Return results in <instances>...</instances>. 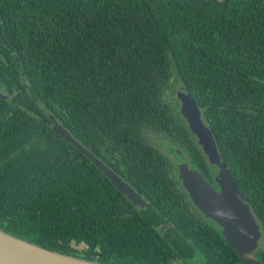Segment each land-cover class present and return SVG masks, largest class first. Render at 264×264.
Instances as JSON below:
<instances>
[{
	"label": "trees",
	"instance_id": "1",
	"mask_svg": "<svg viewBox=\"0 0 264 264\" xmlns=\"http://www.w3.org/2000/svg\"><path fill=\"white\" fill-rule=\"evenodd\" d=\"M177 83L264 234V0H0V229L104 264H241L168 155L213 182Z\"/></svg>",
	"mask_w": 264,
	"mask_h": 264
},
{
	"label": "water",
	"instance_id": "2",
	"mask_svg": "<svg viewBox=\"0 0 264 264\" xmlns=\"http://www.w3.org/2000/svg\"><path fill=\"white\" fill-rule=\"evenodd\" d=\"M0 97L7 98L1 93ZM176 98L179 102V113L187 123L189 131L196 137L208 163L217 168L214 182L219 191H216L200 172L189 168L186 161L177 165V176L182 188L204 218L220 227L222 236L241 264H261L254 255L261 236L259 225L221 159L211 130L201 119V112L195 100L183 85L177 88ZM49 119L53 131L85 155L132 205L140 208L146 205L140 194L79 144L53 116L50 115ZM0 264L104 263L49 250L0 229Z\"/></svg>",
	"mask_w": 264,
	"mask_h": 264
},
{
	"label": "flooded vegetation",
	"instance_id": "3",
	"mask_svg": "<svg viewBox=\"0 0 264 264\" xmlns=\"http://www.w3.org/2000/svg\"><path fill=\"white\" fill-rule=\"evenodd\" d=\"M181 85V84H180ZM175 98H176V94H175ZM176 100H177V98H176ZM178 101V100H177ZM192 134V133H191ZM193 135V134H192ZM193 137H194V140L196 141V143L198 144V142H197V139H196V137L193 135ZM149 139H150V142L152 141L154 144H161V147H162V150H165L164 149V146H166L168 143H169V141L166 139V138H160V137H157V138H155V139H151V136H149ZM199 145V144H198ZM200 147V146H199ZM200 149H201V147H200ZM177 152H180L181 153V151H179V150H176ZM180 153H178L179 154V160H176L171 154H168L169 155V157L170 158H172L173 159V165L176 167V169H178L177 168V165L181 162V161H186L187 162V164H188V167L189 168H192V169H194V170H197L198 172H199V170L197 169V168H195V167H193L191 164H190V161H189V159L188 158H186L185 156H183L182 154L180 155ZM203 153V152H202ZM212 169V168H211ZM178 171V170H177ZM213 171H215V174L213 175V182H211L210 180H207L206 179V177H205V179L208 181V183L216 190V191H219V188H218V186L216 185V183L214 182V177H215V175H216V173H217V168L215 167V166H213ZM177 174H178V172L176 173V176H177ZM177 178H178V176H177ZM180 182V181H179ZM181 184V183H180ZM185 191V190H184ZM187 194V193H186ZM187 197H188V195H187ZM188 199H189V197H188ZM190 200V199H189ZM245 201H246V199H245ZM191 202V201H190ZM247 202V201H246ZM191 204H192V202H191ZM193 205V204H192ZM249 205V204H248ZM195 207V206H194ZM196 208V207H195ZM200 213V212H199ZM203 218H204V216H203ZM205 219V218H204ZM206 220H209V219H206ZM209 221H211V220H209ZM258 224V223H257ZM259 225V224H258ZM166 225H162V226H160L161 227V229H163L164 227H165ZM259 228H260V226H259ZM260 230V229H259ZM260 233H261V236H260V238H259V240H258V245H257V248H256V250L254 251V253H256L257 252V250H258V248H260V246H262L263 244H264V234L262 233V231L260 230Z\"/></svg>",
	"mask_w": 264,
	"mask_h": 264
},
{
	"label": "rangeland",
	"instance_id": "4",
	"mask_svg": "<svg viewBox=\"0 0 264 264\" xmlns=\"http://www.w3.org/2000/svg\"><path fill=\"white\" fill-rule=\"evenodd\" d=\"M180 86H181V85H180L179 83H177V84H176V89H177L178 87H180ZM78 250H81V247H78ZM172 264H181V263H180V261L175 260V261H173Z\"/></svg>",
	"mask_w": 264,
	"mask_h": 264
}]
</instances>
